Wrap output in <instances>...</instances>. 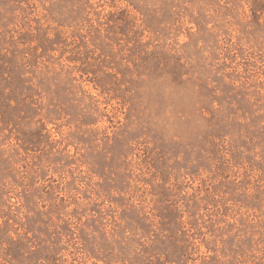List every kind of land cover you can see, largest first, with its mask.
Wrapping results in <instances>:
<instances>
[{"label":"rangeland","instance_id":"rangeland-1","mask_svg":"<svg viewBox=\"0 0 264 264\" xmlns=\"http://www.w3.org/2000/svg\"><path fill=\"white\" fill-rule=\"evenodd\" d=\"M0 264H264V0H0Z\"/></svg>","mask_w":264,"mask_h":264}]
</instances>
